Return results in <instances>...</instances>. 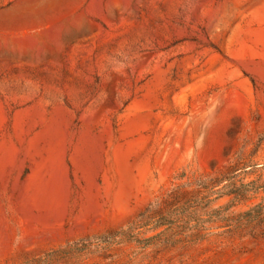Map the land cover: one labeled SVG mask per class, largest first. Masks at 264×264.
<instances>
[{"label":"rangeland","instance_id":"rangeland-1","mask_svg":"<svg viewBox=\"0 0 264 264\" xmlns=\"http://www.w3.org/2000/svg\"><path fill=\"white\" fill-rule=\"evenodd\" d=\"M140 222L57 264H264V0H0V264Z\"/></svg>","mask_w":264,"mask_h":264},{"label":"trees","instance_id":"trees-1","mask_svg":"<svg viewBox=\"0 0 264 264\" xmlns=\"http://www.w3.org/2000/svg\"><path fill=\"white\" fill-rule=\"evenodd\" d=\"M234 172L236 171L233 170ZM235 177V176H234ZM233 177L230 176H223L218 180H209L211 187H218L223 182L224 185L220 187L217 191L219 193L220 197L223 195H230L234 194L235 198H242L247 194L249 191H253L249 189V186L254 184L253 181L249 183H241L237 186V188H231L227 190V192H221V190L225 188H230V186L233 184ZM255 191L258 190V188H254ZM221 192V193H220ZM174 221H169L167 219V216H160L158 217V222L155 224L153 228L157 229L162 226H165L164 230H168L169 228H177L175 227ZM146 224H143V222L135 223L130 225L125 231H119V230H111L107 231L101 235L95 236V237H85L78 239L77 241L68 243L62 247L50 249L46 251L43 255L33 258L32 260L24 263V264H57L58 261L67 259V258H76V259H82L87 257L88 255L99 252L103 249H108L111 245L118 244L122 242V237H125L126 235H130L131 237L137 238L139 235V228L142 226H145ZM138 230V231H137ZM164 230H162L160 233H162ZM136 231V232H134ZM121 237V238H119ZM150 238H153L150 237ZM146 238V239H150Z\"/></svg>","mask_w":264,"mask_h":264}]
</instances>
